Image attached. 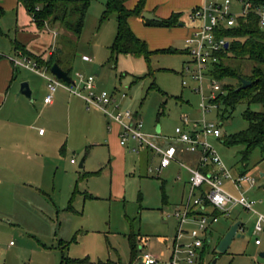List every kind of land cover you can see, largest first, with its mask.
Masks as SVG:
<instances>
[{
    "label": "rangeland",
    "instance_id": "rangeland-1",
    "mask_svg": "<svg viewBox=\"0 0 264 264\" xmlns=\"http://www.w3.org/2000/svg\"><path fill=\"white\" fill-rule=\"evenodd\" d=\"M137 1L127 0L128 8H133ZM208 1L214 0H203L201 4ZM104 3L105 0H90L82 31L76 36L58 23L45 22L38 28L21 2L0 0L5 11L0 19V55L14 56V40L23 42L43 59L53 53L61 68L70 69L71 78L76 73L91 75L96 91L105 90L117 96L125 93L119 100L120 107L134 112L146 133L170 138L174 128L183 124V116L191 124L203 119L213 121L218 124L221 135L247 127L242 117L244 101L236 103L232 114L225 117L222 103L217 106L209 102L211 82L207 77L202 82L203 98L194 89L198 83L189 75L193 68L189 53L161 51L170 45L184 48V38L195 25L187 9L181 15L184 25L175 30L141 22L139 29L131 18L134 16H130L135 35L147 43L149 59L127 53L112 58L109 46L116 34V15L103 17ZM145 3L151 9L163 4L162 0H144ZM229 12L241 13L242 3L230 0ZM186 65L189 70H184ZM242 66L247 72L250 62L244 61ZM40 70L50 74L43 67ZM16 71L18 89L22 81L31 80L34 86L31 100L24 95L16 96L18 89L13 97L19 103H34L30 122L35 121L27 138L42 154L44 172L38 185L20 183L19 187H27V192L15 187L0 194V264H61L62 261L64 264H130L129 234L134 235L138 244L131 264H142L140 245L165 259L166 246L175 239L178 229L176 218L170 215L188 198L184 169L171 163L159 173L150 172L148 167H154L157 158L148 148L135 152L119 147L113 134H109V121L101 110L87 109L78 98L73 99L75 102L67 104L63 100L48 108L43 103L46 79L23 67ZM183 77L188 86L182 85ZM219 82L235 85L237 79L225 77ZM203 104L209 106L208 111L202 112ZM251 108L259 109V106L252 104ZM39 128L45 130L42 137L36 135ZM209 140L232 176L244 172L243 175L254 179L253 183L241 181L236 188L229 179L222 178V185L234 196L256 200L253 206L256 212L232 206L228 215H218L206 234L198 230L196 216L189 217L181 227L184 231L179 241L185 244L202 239L200 255L193 264L212 261L214 264H264V256L259 254L264 251V232L257 235L253 232L256 213L264 214V147L254 149L243 165L238 152L241 146H225L213 137ZM168 142L173 141L166 139L165 143ZM186 154L177 152L176 156L182 158ZM71 159L75 162H70ZM81 160L83 165L79 167ZM212 210L208 208L209 212ZM236 221L241 223L237 230L239 236L232 238L226 251H217L218 241ZM256 236L261 240L260 245L254 244Z\"/></svg>",
    "mask_w": 264,
    "mask_h": 264
},
{
    "label": "built area",
    "instance_id": "built-area-1",
    "mask_svg": "<svg viewBox=\"0 0 264 264\" xmlns=\"http://www.w3.org/2000/svg\"><path fill=\"white\" fill-rule=\"evenodd\" d=\"M242 3V12L232 14L229 12L230 0L208 1L194 7L188 17L192 23L191 34L186 39V52L189 53L193 68L190 69V78L198 83L194 88L203 96L202 82L207 77L211 82V94L209 102L216 104L218 94L223 92V85L211 73L214 65L219 61V52L228 45V37L223 34V30L236 23V17L253 11L258 19V25L264 29V3L253 4L251 0H239ZM14 68L23 67L39 73L46 79V94L43 98L44 103H51L53 94L58 88H64L70 94L82 98L87 109L97 108L103 112L109 122L118 124V133L121 144L128 141L134 144L127 146L129 151L148 150L159 155L158 163L155 167H148L150 172L159 173L163 168L175 161V155L179 152H189L197 154V167L183 165L188 171V198L182 206L174 211L170 216L178 219L177 236L170 245V254L166 264H193L200 255V248L203 241L197 238L193 241L181 244L179 235L183 232V223L193 215L196 216L198 230L206 234L210 224L218 219V215L209 213L207 206L228 215L230 207L240 206L247 210H253L256 200L244 195L234 196L227 192L222 185V178L229 179L234 187L238 188L241 181L253 183L254 179L245 175L232 176L230 171L222 162L217 150L210 142V137L219 139L221 130L218 124L213 121L202 120L201 122H191L183 116V124L174 128L172 137L160 134H149L143 131L142 121L134 112L120 107V98L125 97V93L117 96L115 93H108L105 90L96 91L94 77L84 76L76 73L73 82H65L58 79L54 74L39 64L33 57L16 51L13 57H9ZM49 71L46 74L43 70ZM184 70H189L186 65ZM183 86H188V81L184 77L181 80ZM209 110V106L202 105V112ZM157 136L160 141H154L151 137ZM170 139L173 142L163 144L162 141ZM71 159V162H74ZM196 209V213L194 212ZM254 223V234L264 232V214L256 213ZM166 216H169L167 214ZM12 242H10L11 244ZM261 243L260 238H254V244ZM139 258L142 264H160V259L152 252L139 246Z\"/></svg>",
    "mask_w": 264,
    "mask_h": 264
},
{
    "label": "trees",
    "instance_id": "trees-1",
    "mask_svg": "<svg viewBox=\"0 0 264 264\" xmlns=\"http://www.w3.org/2000/svg\"><path fill=\"white\" fill-rule=\"evenodd\" d=\"M126 1L105 0L104 3L103 17L111 13L116 15V34L109 46L111 57L115 58L120 53H127L143 56L148 60L150 51L147 43L134 34L128 23L130 16H139L142 13L144 0H138L133 8H127ZM251 1L253 4L264 3V0ZM19 2L26 8L31 21L38 28H41L45 22L58 23L64 30L78 36L82 31L90 0H19ZM4 13V9L0 7V18ZM144 24L162 27L177 26L179 13H172L169 17L159 18L156 21L144 20ZM223 34L228 37V45L219 52V61L214 65L211 73L220 81L225 77H234L237 83L235 85L225 83L222 87L223 92L216 98V104L224 105L226 111L224 116L228 117L232 114L236 103L244 101L242 117L248 124L244 130L221 135L219 139L225 146H241L238 151L239 160L244 165L254 149L264 147V29L259 27L255 13L249 11L238 15L236 23L224 29ZM18 50L20 52V49H16ZM21 50H23L22 54L33 57L47 70H50L53 63L59 65V59L53 53L47 59H43L40 55L27 53L23 47ZM161 51L182 52L172 47ZM244 61L250 62V69L247 72L242 66ZM62 69L70 75V69ZM242 79L250 81L245 88H240ZM252 104L258 105L259 109H252ZM241 174L243 175L244 172ZM211 213L219 215V212L214 209ZM128 242L131 264L136 258L138 244L133 234L128 235ZM61 264H64L63 261Z\"/></svg>",
    "mask_w": 264,
    "mask_h": 264
},
{
    "label": "crops",
    "instance_id": "crops-1",
    "mask_svg": "<svg viewBox=\"0 0 264 264\" xmlns=\"http://www.w3.org/2000/svg\"><path fill=\"white\" fill-rule=\"evenodd\" d=\"M19 2V0H17ZM168 2V4H165L163 2ZM162 0L161 7L156 6L155 8L151 9L152 6H146V3L143 7V11H149L152 12L155 16L158 18H167L172 13H179V24L177 26H183V22L181 19V15L183 14L184 9L188 10V15L190 11L199 5H201L203 0H187L185 4H173L172 2H176V0ZM172 3V4H171ZM125 6L128 8L130 6L127 5V2H125ZM0 7L2 8V5L0 4ZM26 9V8H25ZM27 11V10H26ZM142 11V12H143ZM5 12V11H4ZM28 13V12H27ZM5 14V13H4ZM29 14V13H28ZM30 16V15H29ZM134 18V25H137V27L140 26V22L144 24V19L141 18V14L139 16L131 17ZM131 18H128V23L131 28V30L134 32L132 28V21L130 22ZM1 19V18H0ZM139 25V26H138ZM145 25V24H144ZM177 26L168 27L167 29L175 30ZM140 29V27H139ZM191 29H189L187 36L184 38L185 44L184 48H177V46L170 45L169 47L181 50L186 52V39L191 34ZM135 34V33H134ZM171 35V34H170ZM173 38V34L171 35ZM140 38V37H139ZM173 40V39H172ZM174 43V42H172ZM12 50L13 53H16V49H20L23 47V49L32 55H38L29 50L26 45L18 40H14L12 42ZM19 45V46H18ZM175 45V43H174ZM17 47V48H16ZM164 49V48H163ZM23 51V50H22ZM42 55V54H41ZM17 68H14L11 60L6 57L0 55V194L8 189L12 188H18L20 190H26L27 187H19L20 183H31V184H39L41 178L43 179V163L40 161V157H42V154L38 151H36L29 143V140L27 138V133L29 129H33L32 122L35 121V119L30 122V119L32 118V114L34 111V103H19L17 100L14 99V93L18 89V83L16 81L17 77ZM31 80H29V87L32 88V94H34V86L30 83ZM70 94L67 92L64 88H58L56 91L55 96L53 97V100L51 103L45 104L48 108H53L58 102L60 101H67L66 103H72L75 102L73 99L78 98L79 100H82V98L76 96V97H69ZM44 98V97H43ZM77 102V101H76ZM84 103V102H83ZM108 128L110 129L109 134H113L114 138L118 141L117 144L119 147L127 148V144H121L119 141L118 133H119V126L115 122H108ZM113 131V132H112ZM153 134V133H149ZM37 137H42L45 135V130L42 128H39L37 131ZM167 136V135H162ZM154 141H160L157 136L151 137ZM163 144H166L165 141H162ZM134 142L130 141L128 145H132ZM141 150V149H140ZM150 151V150H148ZM123 153V152H122ZM153 157L157 158L156 164L159 160V155L154 152H150ZM179 154L187 153L184 157L180 158L175 155V161L172 163L177 164L179 167L184 169L185 173L187 174V177L184 180V183L188 187V171L183 166L188 167H197V154L196 153H189V152H179ZM152 159V158H151ZM71 162V160H70ZM75 162V161H74ZM72 162V163H74ZM183 164V165H182ZM154 166V167H155ZM150 167V166H149ZM168 167V166H167ZM166 167V168H167ZM177 179H180L181 176L179 174L176 175ZM22 179V180H21ZM37 184V185H38ZM38 187V186H37ZM32 188V187H29ZM189 190V187H188ZM187 190V192H188ZM183 202H181L179 205V208L182 206ZM210 206H207V210ZM178 208V209H179ZM211 208V207H210ZM213 211V210H212ZM211 211V212H212ZM197 212L196 209L194 211ZM209 212V211H208ZM209 212V213H211ZM195 215L192 217L194 218ZM177 223L178 219L176 218ZM241 224V223H240ZM241 225H239L240 227ZM184 231V230H183ZM161 242H165V239L159 238ZM261 244V243H260ZM258 244V245H260ZM170 245L167 244L166 248L168 251V255L165 259H162L161 256L156 255L160 261L166 264L167 258L170 254ZM264 252V251H261Z\"/></svg>",
    "mask_w": 264,
    "mask_h": 264
},
{
    "label": "water",
    "instance_id": "water-1",
    "mask_svg": "<svg viewBox=\"0 0 264 264\" xmlns=\"http://www.w3.org/2000/svg\"><path fill=\"white\" fill-rule=\"evenodd\" d=\"M141 18L144 20H151V21H156L159 18L157 16H155L152 12L149 11H143L141 13ZM225 47H227V43H225L224 45ZM52 74H54L58 79H61L65 82H73V80L71 79V77L67 74V72L65 70H63L57 63H53L50 67L49 70ZM242 84L240 86V88H245L250 84V81L242 79ZM19 95H24L27 99L31 100L32 97V90L29 87V83L28 81H22L20 83L19 89L17 91L16 96ZM83 165V160H81L79 162V167H82ZM240 222L236 221L234 222L229 228L228 230L225 232V234L220 238V240L218 241L217 245H216V250L219 252H224L226 251V249L228 248V246L230 245L232 238L235 235L239 234L237 233V230L239 228ZM260 256H264V252H260L259 253ZM215 261H212L211 264H214Z\"/></svg>",
    "mask_w": 264,
    "mask_h": 264
}]
</instances>
